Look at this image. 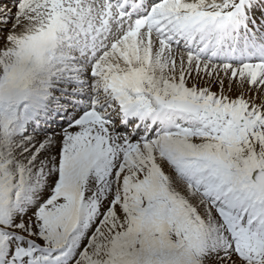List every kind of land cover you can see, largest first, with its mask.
<instances>
[{"label": "snow or ice", "instance_id": "obj_1", "mask_svg": "<svg viewBox=\"0 0 264 264\" xmlns=\"http://www.w3.org/2000/svg\"><path fill=\"white\" fill-rule=\"evenodd\" d=\"M0 264H264V0H0Z\"/></svg>", "mask_w": 264, "mask_h": 264}]
</instances>
